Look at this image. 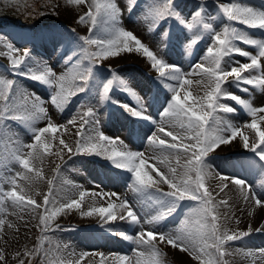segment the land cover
<instances>
[{
	"label": "snow or ice",
	"instance_id": "obj_1",
	"mask_svg": "<svg viewBox=\"0 0 264 264\" xmlns=\"http://www.w3.org/2000/svg\"><path fill=\"white\" fill-rule=\"evenodd\" d=\"M85 2L86 0H68V3L75 5ZM136 3L137 0H128L129 13ZM217 7L222 16L230 22L220 32L213 29L211 22H206L208 14L205 0H199L198 7L191 14L190 19L182 15L179 0H153L149 6L147 16L151 20L150 31L161 26V22L169 20H174L190 33L195 30L191 37H185L188 40L185 47L189 53L204 38V33L208 34L211 46L206 48V55L202 61L195 63L192 72L189 73L183 72L180 66L169 64L163 58L158 57L156 52L133 32L120 26L121 10L114 0H91L89 10L77 19L79 24L90 25L89 35L77 38L81 42L78 45L80 53L83 59L88 61L87 65H83L82 60L78 58L74 63H71L64 74L57 75L49 66H45L39 71H33L30 67L31 57L28 49H24L23 54H20L19 49L11 43H6L7 53H0L7 55L10 61V67L6 71L51 89L49 101L61 112L69 105L73 97L89 91V82L94 78V68L103 59L117 57L123 52H136L142 54L150 62L151 68L158 73L160 78L157 81L158 85L170 94L162 105L161 120L167 121L170 127L179 129L178 132L166 131L162 123L158 124L148 113L150 104L145 103L110 66L108 68L111 74L110 78L102 82L99 98L102 103L110 101L119 104L134 120L146 121L156 127L155 131L151 129V134L147 136L146 140L162 153L155 159L158 164L167 166V172L161 171L156 165L149 164L142 152L131 151L127 148L116 150L115 147H110L118 141V138H110L101 131H96L94 135L89 134L86 137L77 132L78 139L74 150L63 138L59 140V143L69 152L101 157L108 161L113 169L130 173L129 187L157 206L156 213L143 221V223L153 226L147 231L142 227L140 216L126 199L121 200L119 204L108 203L107 207H92L89 211L82 212V215L85 216L98 214L105 223H108L117 220L115 210L119 209L125 213L119 215V220L127 221L132 227L141 226V230L135 236L117 233L112 228L108 229L113 235H120L124 240L137 245L135 264H167L166 254L160 247L163 244H167L179 252L193 255V258L199 260L200 264H229L225 257L234 254L230 250L229 242L248 237L253 231L251 227L247 231H231L221 225L218 208L220 205H227V201L215 200L212 191L206 187V179L209 176V154L221 146L229 145L237 136L242 138L243 148L254 153L258 162L264 167V128L260 126L261 122H264V116H258V113L264 112V107H254L250 100L242 99L227 90V86H234L247 93L249 87L246 86H251L264 91V71H262L261 65V58H264V39H253L245 31L231 24V22H236L248 29H258L264 33V11L243 6L237 2L218 3ZM200 28L203 29V32L200 31ZM72 31L74 32V29ZM160 35L162 43L171 44L170 30H162ZM177 41H180L179 37H177ZM236 41L254 46L258 50L257 54L252 55L243 50L236 44ZM237 55L249 58L250 62L240 63L234 60V56ZM72 59L69 56L66 63L71 62ZM230 64L239 66H232L228 70L227 66ZM257 72L260 74L255 75L254 73ZM245 73L248 75H244ZM193 74L201 76V80L196 83L206 89L202 96L193 95V92L188 90L187 86L193 83L189 77ZM15 84L16 81L12 79L0 77V104H2L0 126L5 120L19 121L31 126L37 119H48L45 127L32 129L34 133L32 143L22 145L13 153V157L19 162V165L31 173L33 172V167L30 166L32 162L42 160L43 154L47 153L50 148V141L44 139L45 135L51 133L52 138L55 139V134L63 126L52 123L47 110L34 94L35 102L31 108L27 106V96L23 97L25 104H18L17 97L21 95V92L18 87H14ZM114 86L134 96L137 101L136 105L120 104L115 100L111 95ZM222 99H230L237 105L243 106L247 114L252 117L251 122L245 125L256 135V142L251 146L249 137L243 134L240 127L219 115L221 112L234 114L237 111L235 107L222 103ZM80 120L81 127L95 128L99 124L92 108H88ZM68 123L74 124L75 120H70ZM159 133L170 137L171 142L160 138ZM120 143L123 142L120 141ZM24 148L28 149L26 155L23 153ZM163 153H168V155H163ZM181 155L184 157L183 163H181ZM170 156H175L176 167L171 166ZM178 167L182 171L178 172ZM58 171L59 166H57ZM152 172H155V177L151 174ZM16 176L31 183L34 179L41 178V173L36 170L34 177L22 173H17ZM220 178L228 179L224 176ZM232 182L241 186L242 191L246 187V182L241 178H233ZM11 183L15 186L16 179L12 178ZM48 184L51 186L52 180H49ZM161 184H166L169 191H163L159 187ZM84 195L83 192L80 193L81 200ZM92 195L116 196L119 199L116 193H93ZM7 196L18 207L30 210L43 207L44 213L47 214L39 216L42 233L51 228V221L57 214L65 209H80L81 207L80 200L76 199L56 206L47 194L44 196L43 205L37 203L30 196L18 194L15 190L9 191ZM243 198L245 201L253 200L257 207L264 206V200L254 193L249 196L245 192ZM184 201L195 202V205L189 209V214L181 221V226L169 232L158 230L156 226L162 225L172 217L181 202ZM0 224H3L2 220H0ZM256 231L260 232L262 229L258 228ZM44 239L45 237L41 236L40 243L35 249L31 252L26 251L24 255L34 256L43 252L50 264H64L63 259L50 255V249L48 251L43 249ZM87 255L89 254L81 253L80 258L83 259ZM99 255L103 256L102 253ZM246 255L253 258L254 264L255 259L264 258V248L256 251L249 250ZM4 259V255L0 252V261ZM129 259L128 256L118 257L119 264H127ZM19 264H25V261L21 259ZM29 264H32L31 260H29ZM68 264H72V261H68ZM76 264H79V261ZM101 264H103V260Z\"/></svg>",
	"mask_w": 264,
	"mask_h": 264
},
{
	"label": "rangeland",
	"instance_id": "obj_2",
	"mask_svg": "<svg viewBox=\"0 0 264 264\" xmlns=\"http://www.w3.org/2000/svg\"><path fill=\"white\" fill-rule=\"evenodd\" d=\"M216 1L220 0L205 1L206 12L208 14L206 22H211L216 19L214 15L219 18V15L221 23L219 19L217 27H219L220 32L223 27L230 22H228L220 12H217L218 8L217 3H215ZM222 2H237L243 6H249L264 11L263 4L258 6L253 4L251 0H222ZM90 3L91 0H89L88 4L84 3L86 6L83 4L79 6L68 3V0H0V53H7L8 50L5 47L6 43H11L16 47L27 39L35 40L37 37L41 36V41L49 42L52 46V50L41 48L32 51V55H30V67L33 71H39L45 66H49L57 75H61L64 74L71 66V63H74L78 58L82 60L83 65H87L88 61L83 59L80 53L78 45L81 42L78 41L77 38L79 36L89 35V24H79L77 23V19L80 15L85 13V10L86 12L89 10ZM114 3L121 10L119 18L120 26L125 30L133 32L156 52L158 57L163 58L167 63L171 64L174 59L172 42L168 45L167 49H160V51L157 42H161L160 34L161 31L165 29L170 30L173 40L176 39V37L182 38L179 34L183 33V31L180 30V28L178 30L179 24L171 28L169 26L171 20H169L161 22V26L157 27L154 31H150L149 27L151 20L147 16V12L153 0H137L131 13L128 11V0H114ZM190 3L198 7L199 0H179L181 6L180 10L182 11L185 4ZM81 6L83 8H81ZM87 6L88 9L85 8ZM41 13H43V15H41ZM9 15H12L13 19L5 17ZM34 17L41 20V24L35 22L34 19H32ZM26 19L30 20L28 24L23 23ZM231 24L245 31L253 39H264V33H262L261 30L248 29L246 26L236 22H231ZM72 29H74V32ZM194 32L190 33L189 36L191 37ZM182 40H185V38L183 37ZM161 44L164 47L166 46V44L162 42ZM236 44L252 55L257 54L258 50L254 46L245 45L241 41H236ZM208 46H211V44L208 43L207 37H205L202 42L199 41L198 44L193 47L191 50L192 60L188 65L189 68L199 62L201 55L203 52H206ZM138 54L139 53L136 52H123L110 62L101 60L97 67L94 68V78L89 82V91L73 97L72 101L63 112L57 110L50 103L49 96L51 89L30 79H25L24 77L6 71V69L10 67V61L7 55L0 54V77L16 81L14 87H18L21 92V95L17 97V103L20 105L25 104L23 97L27 96V106L31 108L32 104L35 102L33 97L34 94L35 97L39 98L40 104L47 110L48 117L51 118L52 123L63 126L59 128L58 132L55 134V139L52 138L51 133L45 135L44 139L50 141V148L47 153L43 154L42 160L32 162L30 166L33 167V172L31 173L27 172L19 165V162L13 157V153L22 145L32 143L34 135L32 129L45 127L48 123V119H37L31 126L20 123L19 121L5 120L3 125L0 126V220L3 221V224H0V252H2L5 257L3 261H0V264H19L21 259L25 261V264H29V260L32 259V256H25L24 253L34 250L37 244L40 243L41 236L45 237L43 249L45 251L50 249V255L63 259L64 264H68V261H72V264H76L75 259L78 256V247L80 245H86L87 247H91V250L95 251L97 260L93 263L91 262L92 264H101L102 260L103 264H119L118 257L122 255H118V251L122 245V240H120L117 235L110 233L108 229L112 228L115 232L118 230L120 233L123 231L124 233L135 236L141 230V226L132 227L127 221L119 220V215H121L120 213L122 212V210L119 209L115 210L116 213H118V221L105 223L102 220H98L96 222V228L94 227L95 229L84 230L83 226H75V224L80 223L82 218H92V215L85 216L82 215V212H87L92 207H107L108 203L119 204L120 201L124 199L130 203L140 216L142 227L145 231L153 227L152 225L143 223V221L156 213L157 206L153 205L147 198L142 197L129 187L131 183L130 173L113 169L110 163L101 157L86 156L83 154L77 155L74 154V152H69L68 149H65L59 143V140L63 138L73 150L75 149V143L78 137L71 136L69 141L65 139L64 133L67 127L70 128L72 134L76 130L85 137L89 134L94 135L96 131H101L110 138H118V141L110 147H115L116 150L127 148L131 151L142 152L149 164L156 165L161 171L167 172V166L158 164L155 159V157L162 155L160 150L153 148L146 140L147 136L151 134V129L155 131L156 127L146 121H132V119H126L125 121L124 119L122 126H120L121 130L119 133L109 136V132L113 130V123L119 125L118 121L119 118H121V107L119 104H114L110 101L102 103L99 98L102 82L110 78L111 74L108 71L110 66L127 82L135 93L145 101V103L150 104L148 113L158 124L162 123L166 131H180L179 129L170 127L167 121L161 120L160 113L162 111V105L165 103L166 97L170 96V94L158 85L157 81L160 78L155 70L149 68L151 67L150 62L142 54ZM69 56L73 59L71 62L66 63ZM234 60L240 63L250 62L249 58L238 55L234 56ZM234 65L237 64H230L227 67L230 69V67ZM261 65L262 71H264V58H261ZM254 74L259 75L260 73L257 72ZM244 75H248V73ZM199 77L201 78V76ZM189 78L192 79L193 77ZM187 87L189 90V86ZM246 87H249V92L247 93L234 86H227V90L240 96L242 99L250 100L254 107H264L262 106L264 105V91L251 86ZM205 90L206 89L193 92V95L202 96ZM111 95L115 100L119 101L120 104L135 106L137 103L134 96L116 86H114ZM221 102L229 104L237 109L234 114L219 113L222 118L225 120L228 118L227 121L231 120L230 122L240 127V129L243 123L247 124L251 122L252 117L247 114L243 106L237 105L230 99H222ZM0 107H2V104H0ZM88 108L94 110L95 118L99 120V124L96 125L95 128L90 126L81 127L80 117ZM104 112L108 113V116H106ZM258 116H264V112L258 113ZM70 120H75V123L69 124L68 121ZM260 126L264 128V122H261ZM244 127L245 128L243 130L241 129V131L249 137V145L251 146L252 143L256 142L255 132L251 129H246L247 127L245 125ZM159 136L171 142V138L165 137L163 133H159ZM120 141L123 143L121 144ZM242 144V138L237 136L229 145L221 146L210 153L208 157V164L211 166L208 167V173L210 172L208 177H211H207L206 187L212 191L216 201H230L227 202V205L219 206V222L222 226L227 227L231 231H247L249 227L253 230L248 237L239 241L229 242L230 250L234 253L233 255L225 257V259L229 261V264H253V258L247 256L246 253L249 250L256 251L264 248V206L257 207V210H254L255 215H253V210H246L242 205V201H245L243 198L245 192H247L249 196L254 193L257 197L264 200V181L259 180L261 175H264V168L261 166V163L258 162V158L254 156V153L244 149ZM27 151L28 149H23L25 155ZM163 155H168V153H163ZM169 159L171 166L176 167L175 156H170ZM183 160L184 157L181 155V163L184 162ZM212 163H214V165ZM57 166H59L58 172ZM36 170H39L41 173V178L34 179L31 183L16 176L17 173H22L34 177ZM149 171L151 172V169H149ZM177 171L180 172L182 169L178 167ZM151 174L155 177V172ZM221 176L228 177V179H226L227 182L222 180L220 178ZM215 177L218 178L216 179ZM12 178L16 179L15 186L11 183ZM233 178H241L246 182V187L243 191L241 190V186H237L232 182ZM49 180H52L51 186L48 184ZM224 185H227V187H224ZM159 186H161L160 188L163 189V191H169L166 184H161ZM221 188L224 192H221L223 191ZM12 190L26 197H32L41 205H43L44 196L47 194L56 206L76 199L80 200L81 207L80 209H65L57 214L51 221V228L47 232L42 233L39 224V216L41 214H47L44 213L43 207L30 210L28 208L15 206L11 198L7 196V193ZM81 192L85 194L82 200L80 199ZM93 193H116L119 199L116 196L109 195L93 196ZM90 197L92 199H90ZM239 200L241 203H237ZM245 202L248 203V201ZM194 205L195 202L192 201L181 202L177 212L162 225L156 226L157 229L165 232L178 229L181 226V221L185 219L189 214V209ZM251 207L253 208V205ZM24 212L32 213L33 223L30 227L31 233L28 235L27 244L25 243L26 245L24 244V246L19 248L17 247L15 235L17 231L16 225L21 220ZM258 228H262V231L257 232L256 229ZM84 239H87V244H83L82 241ZM254 244L256 246H253ZM132 245H126V248L128 246L130 247L126 252L124 248H121V253L130 258L129 262L132 257V255L129 254H132V251L135 249V244ZM160 247L166 254L165 259L167 264H200V261L194 259L193 255L189 253H182L178 250H174L167 244H163ZM17 253H19V255H17ZM101 253L103 254L102 257L99 255ZM186 255L188 257H186ZM35 260L36 262H34V264H50L49 259L45 257L43 252L37 254ZM254 264H264V258L255 259Z\"/></svg>",
	"mask_w": 264,
	"mask_h": 264
},
{
	"label": "bare ground",
	"instance_id": "obj_3",
	"mask_svg": "<svg viewBox=\"0 0 264 264\" xmlns=\"http://www.w3.org/2000/svg\"><path fill=\"white\" fill-rule=\"evenodd\" d=\"M205 1H211V0H205ZM252 1V3L253 4H255V5H258V6H260V5H262L263 4V6H264V0H251ZM89 3V0H86V2H85V4H88ZM215 3H224V2H222V0H220V1H216ZM85 4H83V5H85ZM80 6V5H79ZM86 6V5H85ZM185 7H183L182 8V15L183 16H185L186 18H188V19H190V17H191V14L195 11V9L197 8L196 7V5L195 4H185L184 5ZM191 7H193V8H191ZM80 8V7H79ZM81 8H83L82 6H81ZM85 8H87L88 9V6L87 7H85ZM85 8H84V10H85ZM218 8V7H217ZM85 12H86V10H85ZM217 12H219V9H218V11ZM218 17L219 18H217V16H215L214 15V18H216V19H214V20H212L211 21V23H212V26H213V29L215 30V31H217V32H219V27H217V25H218V23H219V19H220V16L218 15ZM206 21H207V18H206ZM220 23H221V19H220ZM178 23L177 22H175L174 20H171L170 21V24H169V26L171 27V28H174V26H176ZM179 27H178V30H179V28H180V30H182L183 31V33H180L179 35H181L182 36V38L184 37H190L189 36V34H190V32H188L186 29H184L183 28V26H181L180 27V25H178ZM89 27H90V25H89ZM200 31L201 32H203V29L202 28H200ZM40 37L41 36H39V37H37L36 39H35V41H32V40H26L25 42H23V43H21V44H19V45H17L15 48H17V49H19L20 50V54H23V51H24V49H28L29 50V52H30V55H32V50L34 49L35 51L38 49H51L52 50V46H51V44L49 43V42H42L41 41V39H40ZM205 37H207V40H208V43H210L211 44V41H210V38H209V36H208V34L207 33H204V38ZM181 38V37H180ZM182 38L180 39V41L178 42L177 41V37H176V39H172L171 40V42H172V49H173V52H174V59H173V61H172V63L171 64H175V65H178V66H180L181 67V69L183 70V72H185V73H189V72H192V69H193V67H188V65H189V63H190V61L192 60V54L191 53H189V51L186 49V47H185V45L187 44V42H188V40H182ZM204 38L202 39V40H200V42H202L203 40H204ZM157 41V40H156ZM31 43H33V44H31ZM31 44V45H30ZM157 44L159 45L158 47V49H159V51H160V49H167V47H168V45L169 44H166V46L164 47L162 44H161V42L159 41V43L157 42ZM153 46V45H152ZM155 47V46H154ZM161 47V48H160ZM156 49V48H155ZM158 49H157V51H158ZM169 49V48H168ZM139 55V54H138ZM206 55V52H203V54L201 55V59L204 57ZM113 59H116L115 57H109L108 59H103V61H106V62H110V61H112ZM144 59V58H143ZM201 59H199V62H201ZM68 66H70V65H68ZM234 66H239L238 64L237 65H234ZM149 68H151V67H149ZM231 68V67H230ZM152 69V68H151ZM154 70V69H153ZM228 70H230V69H228ZM200 75H198V74H195V75H191L190 77H193L191 80L193 81V83L191 84V85H189V90L190 91H192V92H198V91H201V90H204L205 88L202 86V85H198L196 82L197 81H200L201 80V78L199 77ZM200 94V93H199ZM262 97V96H261ZM261 100V99H260ZM262 106H264V105H262ZM104 114L106 115V116H108V113H106V112H104ZM126 116H127V118H126ZM120 117L121 118H119V121H118V123H119V125H117V124H115V123H113V130H112V132H109V136H112L113 134H118L119 133V131L121 130L120 129V126H122V122H123V120L125 119V121H126V119L128 120V119H133L131 116H129L128 114H127V112H125V110L121 107V115H120ZM134 120V119H133ZM227 120H228V118H227ZM231 121V120H230ZM244 125H246V124H244L243 123V125L241 126V129L243 130L245 127H244ZM246 129H248V128H246ZM245 131V130H244ZM245 133V132H244ZM71 136H77V131L75 130V132L72 134L71 133V130H70V128L69 127H67V129L65 130V133H64V138L65 139H68V141H69V139L71 138ZM163 139H165V138H163ZM168 140V139H167ZM76 144V143H75ZM242 146H243V144H242ZM145 147V146H144ZM149 148V147H148ZM154 148V147H153ZM145 149V148H144ZM147 150V149H146ZM150 150V149H149ZM152 151H154V150H152ZM159 153V152H158ZM248 153V152H247ZM149 154V153H148ZM162 154V153H161ZM148 156V155H147ZM184 161V160H183ZM209 161V160H208ZM214 162V161H213ZM213 165H214V163H212ZM212 164H210V165H212ZM212 165V166H213ZM217 165V164H216ZM219 165V164H218ZM209 167H211V166H209ZM214 167V166H213ZM230 167V166H229ZM221 168V167H220ZM264 168V167H263ZM209 170V169H208ZM212 170V169H211ZM215 170H216V168H215ZM213 172H215V171H213ZM210 173V172H209ZM216 173V172H215ZM214 173V174H215ZM255 173V172H254ZM216 175V174H215ZM218 176V175H217ZM211 177V176H210ZM210 177H208V178H210ZM213 177V176H212ZM216 179L218 178V177H215ZM251 178V177H250ZM258 179V178H257ZM212 180H213V178H212ZM219 180V179H218ZM259 180H263L264 181V175H261V177L259 178ZM226 181V180H225ZM218 182V181H217ZM216 182V183H217ZM227 182V181H226ZM211 183H212V181H211ZM215 183V184H216ZM64 184V183H63ZM62 184V185H63ZM220 184V183H219ZM218 184V185H219ZM227 184V183H226ZM228 184H229V182H228ZM258 184V183H257ZM220 185H222V184H220ZM232 186H233V184H232ZM254 186V185H253ZM159 187H161V186H159ZM214 187V186H213ZM63 188V187H62ZM162 188H163V186H162ZM165 188V187H164ZM223 188V187H222ZM221 188V189H222ZM248 188V187H247ZM246 188V189H247ZM219 189H220V187H219ZM237 189V188H236ZM163 190V189H162ZM165 191H167V190H165ZM226 191V190H225ZM229 191V190H228ZM221 192H224V190L223 191H221ZM219 193V192H218ZM229 195V194H228ZM238 195V194H237ZM91 196V195H90ZM90 199H92L91 197H90ZM231 199V198H230ZM94 200V199H93ZM234 200V199H233ZM93 202V201H92ZM227 202H230V201H227ZM89 203H91V202H89ZM237 203H241V201L239 200V201H237ZM92 204V203H91ZM95 204V203H94ZM101 204V203H100ZM238 205V204H237ZM242 205H243V208L244 209H246V210H248L249 209V211H250V209L251 210H253V212H254V210H257V206H255V203H254V201L253 200H248V203L247 202H245V201H242ZM253 205V208L251 207ZM91 206H93V205H91ZM241 206V205H240ZM242 211V210H241ZM37 212V211H36ZM118 214V213H117ZM120 214H125L123 211L120 213ZM244 215V214H243ZM253 215H255V212L253 213ZM240 216V215H239ZM101 221L102 219L100 218V216L98 215V214H93L92 215V218H82L81 220H80V223H76L75 224V226H83L84 228V230H90V229H95L96 228V226H97V224H96V222L97 221ZM261 220V219H260ZM103 222H105L104 220H102ZM118 221V220H117ZM120 222V221H119ZM32 223H33V215H32V213H29V212H24L23 213V215H22V217H21V220L19 221V223L16 225V241H17V247H22V246H24V244L26 243V241L28 240L27 238H28V235L31 233V229H30V227H31V225H32ZM264 225V224H263ZM95 227V228H94ZM257 227V226H256ZM255 227V228H256ZM262 227V226H261ZM262 229V228H261ZM117 232H119L118 230H117ZM120 233V232H119ZM121 233H124L123 231L121 232ZM125 234H129V233H125ZM117 237H119L120 238V240H122V245L120 246V248H119V251H118V255H122V256H124L123 255V253H121V251H122V249L121 248H124L125 249V252L128 250V249H130V247L128 246L127 248H126V245L127 244H133V243H131V242H129V241H126V240H124L123 238H122V236H120V235H117ZM83 244H87V239H84L83 241ZM27 244V243H26ZM25 244V245H26ZM90 244V243H89ZM249 244H251V243H249ZM134 245V244H133ZM132 245V246H133ZM161 246V245H160ZM253 246H256L255 244L253 245ZM252 246V247H253ZM258 246V245H257ZM251 247V246H250ZM24 248V247H23ZM134 250L132 251V254H129V255H132V257H131V260H130V262L128 261V264H135V260H136V256H135V250H138V247H137V245H134ZM78 249H79V251H78V256H77V258L75 259L76 260V262L77 261H79V264H92L95 260H97V258H96V256H95V251L94 250H91L92 248L91 247H87L86 245H80L79 247H78ZM97 250V249H96ZM98 251V250H97ZM81 253H88L89 255H87L86 257H84L83 259H81L80 258V254ZM97 254V253H96ZM186 257H188L187 255H186ZM250 260V259H249ZM92 262V263H91Z\"/></svg>",
	"mask_w": 264,
	"mask_h": 264
},
{
	"label": "trees",
	"instance_id": "obj_4",
	"mask_svg": "<svg viewBox=\"0 0 264 264\" xmlns=\"http://www.w3.org/2000/svg\"><path fill=\"white\" fill-rule=\"evenodd\" d=\"M5 17H7L9 19H13V16L12 15L5 16ZM32 19H34L35 22L41 21V20L37 19L36 17H34ZM29 21H30L29 19H26V20L23 21V23L28 24Z\"/></svg>",
	"mask_w": 264,
	"mask_h": 264
}]
</instances>
